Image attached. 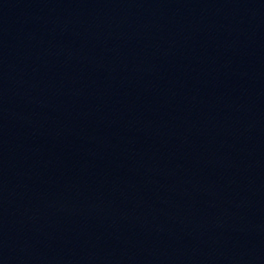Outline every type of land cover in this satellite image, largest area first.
Listing matches in <instances>:
<instances>
[{"label":"water","instance_id":"water-1","mask_svg":"<svg viewBox=\"0 0 264 264\" xmlns=\"http://www.w3.org/2000/svg\"><path fill=\"white\" fill-rule=\"evenodd\" d=\"M0 264H264V0H0Z\"/></svg>","mask_w":264,"mask_h":264}]
</instances>
